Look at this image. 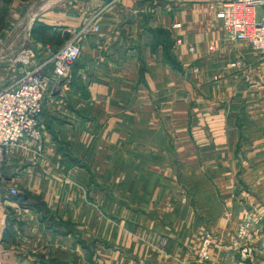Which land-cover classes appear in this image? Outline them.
Returning a JSON list of instances; mask_svg holds the SVG:
<instances>
[{
  "label": "crops",
  "instance_id": "obj_1",
  "mask_svg": "<svg viewBox=\"0 0 264 264\" xmlns=\"http://www.w3.org/2000/svg\"><path fill=\"white\" fill-rule=\"evenodd\" d=\"M111 1L0 0V20L5 18L0 44L8 28L17 24L21 30L31 27L19 48L30 44L35 64L43 65L51 78L47 108L40 117L43 140L23 138L0 168V183L20 192L15 197L0 195V259L7 264H96L88 260L89 247L94 245L95 255L99 248L102 256L104 239L111 242L118 236V242L128 246L127 254H112L116 261L125 259L121 264H232L236 255L227 245L225 210L223 214H112L119 221L110 224L111 230H105L104 215L105 178L115 180L119 174L113 172L121 169L120 138L140 132L141 138H160L161 124L171 122L166 114L170 89L181 86L178 91L189 92L192 102L198 100L210 110L199 114L196 109L200 104L186 98L188 105L184 107L181 103L185 98L173 95L174 138L196 137L198 132L193 133L189 124L222 122L225 129L215 136L227 139L226 123L232 114H227V107L224 114L211 111L220 105L213 101L227 100V94L237 90L236 72H228L225 65L233 55L244 54L232 51V42L217 16L227 0ZM94 25L100 29L94 31ZM77 35L82 54L70 69V87L60 91L49 60L57 48ZM167 36L172 44L169 48ZM181 67H187L191 76L183 77ZM24 68L16 66L21 73ZM169 76L182 78V84L177 81L170 86ZM140 107L146 109V117L137 118ZM240 118L238 123H247ZM137 120L143 122L139 128H135ZM192 141L195 172L200 173L196 177L205 179L197 165L199 145ZM38 142H42L41 151ZM109 152L107 158L115 157L110 165L105 163ZM165 169L169 171L168 162L160 167ZM157 177L156 183L168 185ZM172 178L177 182V177ZM146 190L150 193L145 192V198H149L151 181ZM162 219L178 226L179 233L157 230ZM167 221L164 229L172 227ZM68 223L77 230L67 229ZM142 232L169 234L168 244L164 248L141 245L143 258L137 259L132 236ZM208 234L219 241H213L210 259L202 262L197 254Z\"/></svg>",
  "mask_w": 264,
  "mask_h": 264
},
{
  "label": "rangeland",
  "instance_id": "obj_2",
  "mask_svg": "<svg viewBox=\"0 0 264 264\" xmlns=\"http://www.w3.org/2000/svg\"><path fill=\"white\" fill-rule=\"evenodd\" d=\"M117 1L120 3L122 0ZM117 1H114V3ZM5 14L7 15V13ZM30 18L27 20H30ZM4 26L5 18L0 20V31L4 29ZM175 26H180V24ZM222 29L225 31L223 25ZM29 32H31V27L21 30L18 24L7 29V36L0 44V88L10 85L21 76V72L19 73L16 69L17 64L13 60L17 53L21 51L19 48L21 41L25 37L27 38V35H30ZM225 33L228 35L226 31ZM227 37L230 39L229 36ZM168 39L169 37L166 46L169 48L172 44ZM230 41L232 42L233 52L241 51L244 53L242 57L233 55V58L227 61L225 65L228 72H236L234 75L237 82L234 84H236L237 90L234 89L235 94L233 92L229 96L227 94V100L219 98L213 101L220 105H216L215 111H211L224 114L225 107H227V114H232L226 123L227 139L215 136V133L218 134L224 131L225 124L222 122L189 124L192 126L193 133L195 130L198 132L196 137L193 136L190 139L199 145L200 160L197 165L200 166L205 179L200 176H198L199 179L196 177V174L200 175V173L198 174L199 171L197 170L195 172L196 157L194 155L195 150L191 148V140L188 138L177 139L172 135L175 127V123L172 121L176 115H171L175 113L176 107H171L175 102V100H171V97L177 94L179 97L185 98L181 103L184 107L188 105L187 99H190L191 103L200 104L201 107L196 109L199 114H207L210 110L202 107L203 103H199L198 100L192 102L191 96L187 97L189 92L184 89V92L178 91L182 89L181 86H178L177 90L170 89L167 93L168 108L166 114L171 117V122L161 124L163 134L160 138H141L139 136L142 134L141 132L135 137L130 134L127 138H120L119 164L121 162V169L113 172L118 173L119 177L115 180L105 178V230H111L112 225L110 224L119 221L112 214H223L222 212L225 210V214H227V245L232 248L236 255V259L232 264H264V70L261 69L264 66V56L247 42L232 39ZM26 47L32 49L30 44ZM190 50H193V47H190ZM9 58L10 60H8ZM234 60L240 64L238 68L228 66L230 61ZM78 61L79 59L73 64V67L78 64ZM169 61L175 64L173 60ZM35 62L34 58L31 59L26 67L38 66ZM180 69L184 71L183 77L191 76V72L186 70L187 67H181ZM176 79L173 80L169 76V83H173L170 86H174L177 81L176 84H182V78L177 77ZM72 81V76H68L63 82L56 79L55 85L60 83L59 90L61 91L68 86L70 87ZM185 81L188 82V79L185 78ZM186 82L184 87L187 84ZM49 86L50 83L46 94L50 93ZM173 88H176V86ZM203 100H206V98H203ZM45 108H47V96ZM144 111H146L144 107L137 108V118L145 116ZM240 117L247 123H243L241 120L239 124ZM142 125V120H137L135 128ZM43 131L42 128V137ZM189 132L192 133L191 130ZM209 133L212 135L209 136ZM215 142L219 146H216ZM38 143L40 150L42 142ZM107 151L105 149L106 153ZM108 155H111V153L109 152L105 156V163L110 165L114 162L115 157L109 159L107 158ZM167 162L169 163V171H166V169L160 170L161 165H165ZM3 163H5V160ZM165 174L166 176H164ZM172 175L177 177V182L173 180ZM157 176H161L162 181L165 180L168 185L156 183L159 182ZM150 181L153 190L150 197L145 198V192L150 193L146 190ZM127 183H129L128 186ZM4 187L7 188L8 186L4 185ZM128 199H133V201ZM48 217H50V214ZM166 221L162 219L161 229L157 230H168V233L172 235L178 234L179 227L174 226L171 221H167V223L172 224V227L167 226L168 228L164 229ZM152 223L153 227L156 226L157 220L154 219ZM66 228L77 230L70 223L66 225ZM242 230L245 231V235L240 234ZM151 231L154 232L153 229ZM169 234L144 235L142 232L140 235H133L132 241L137 248L136 254L139 255L136 258H143H140L141 245L147 244L149 247L151 245L159 247L158 245H160L164 248L168 244ZM113 237L111 236V238ZM78 239L81 240L80 237ZM205 240L210 241L208 258H203L200 254ZM215 240L217 239L213 234L203 237L197 254L200 261L204 262L210 259V247ZM189 243H192L191 237ZM101 247H103L102 256L99 248L97 255H95L96 248L94 245L89 247L87 254L89 261L96 264H101V262L103 264L126 262L125 259H119L118 261L112 259V254L120 253L123 255L128 253V246L124 247L123 244H120L118 236H115V240L111 242L105 238Z\"/></svg>",
  "mask_w": 264,
  "mask_h": 264
},
{
  "label": "built area",
  "instance_id": "obj_3",
  "mask_svg": "<svg viewBox=\"0 0 264 264\" xmlns=\"http://www.w3.org/2000/svg\"><path fill=\"white\" fill-rule=\"evenodd\" d=\"M217 16L230 39L247 42L264 56V0H227L223 2ZM93 30L98 31L99 26L94 25ZM78 37L57 48L49 60L60 82L70 77L71 67L81 57L82 46L76 39ZM34 57L30 48L19 51L13 61L25 67L21 76L10 85L0 88V168L23 138L36 141L42 138L40 117L44 112L50 77L43 65L26 67ZM239 65L235 60L228 64L233 68ZM19 194L17 188H6L0 183V195L15 197ZM240 234L246 233L242 230ZM209 246L210 241L205 240L200 253L203 258L209 257ZM0 264L7 263L0 259Z\"/></svg>",
  "mask_w": 264,
  "mask_h": 264
}]
</instances>
